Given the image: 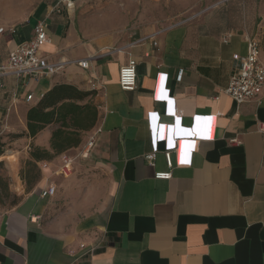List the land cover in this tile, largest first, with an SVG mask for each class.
Wrapping results in <instances>:
<instances>
[{
    "label": "crops",
    "instance_id": "0c3cea01",
    "mask_svg": "<svg viewBox=\"0 0 264 264\" xmlns=\"http://www.w3.org/2000/svg\"><path fill=\"white\" fill-rule=\"evenodd\" d=\"M53 2L0 17V64L39 19L48 36L39 54L59 63L34 78L0 75V135L24 132L11 145L50 149L55 126L32 137L25 120L58 83L93 89L97 119L63 152L74 158L72 174L57 173L58 154L38 162L40 178L30 189L15 177L20 199L0 208V264H264V86L242 103L223 92L254 37L252 9L260 5L219 0L171 22L140 14L135 1L119 10L118 29L89 35L77 0L62 12L52 11ZM130 58L136 86L122 90L118 72ZM168 150L171 177L155 178L169 169ZM19 152L7 160L15 165ZM48 181L55 192L42 196Z\"/></svg>",
    "mask_w": 264,
    "mask_h": 264
},
{
    "label": "built area",
    "instance_id": "2783aa9c",
    "mask_svg": "<svg viewBox=\"0 0 264 264\" xmlns=\"http://www.w3.org/2000/svg\"><path fill=\"white\" fill-rule=\"evenodd\" d=\"M75 0H54L52 11L62 12L74 8ZM5 32V28L0 26V37ZM229 34L223 36L224 41ZM48 40L44 20H37L32 29V35L13 48L7 55L5 62L0 64V75L15 74L17 76L37 77L44 72H53L59 67V63H48L39 54L40 47ZM259 41L256 37H251L247 42V50L244 55L237 57V65L231 74L223 92L232 98L236 103H242L259 96L264 86V62L260 60ZM81 67H87L88 62L82 59L78 62ZM118 84L122 90H132L136 86V61L133 58L128 59L126 64L119 68ZM31 95H27L30 99ZM263 126V124H262ZM98 130L91 132L80 149L78 155L86 158L93 147ZM237 141V139H234ZM168 170L157 171L154 174L158 179H169L171 177L170 168L172 166L171 151L164 152ZM60 165L57 173L69 175L74 166V158L66 153L59 155ZM42 162L41 166H45ZM56 186L48 181L41 190L42 196H51L54 194ZM83 247V245H82Z\"/></svg>",
    "mask_w": 264,
    "mask_h": 264
},
{
    "label": "rangeland",
    "instance_id": "374dc122",
    "mask_svg": "<svg viewBox=\"0 0 264 264\" xmlns=\"http://www.w3.org/2000/svg\"><path fill=\"white\" fill-rule=\"evenodd\" d=\"M38 0H0V17L8 16L13 12H20L26 16L31 12ZM123 1V3H121ZM138 1L140 14L144 16L165 18L173 22L187 14L208 7L219 0H77L75 14L83 23L84 30L89 35L104 34L118 29V17L120 16L121 7L134 6ZM260 5L256 13L252 9V18L255 21L253 35L258 41L264 44V0H254ZM21 132L12 133L7 138L0 135V208L7 209L16 204L20 199V194L14 188L15 177H19L25 190L33 187L36 183L34 180L29 186L22 178V172L31 169V174L38 173V164L28 166L26 162L29 159L31 149L22 148L19 145H11L12 137H16ZM21 150L18 154L17 163H10L4 156L7 153H14L15 150ZM14 150V152L12 151ZM12 156V155H11ZM12 160L15 158L12 156ZM11 160V161H12ZM75 170V166L70 174ZM24 174V173H23ZM63 178V177H62ZM96 191L101 187H96ZM96 195V194H95ZM93 197V196H92Z\"/></svg>",
    "mask_w": 264,
    "mask_h": 264
},
{
    "label": "trees",
    "instance_id": "16d2710c",
    "mask_svg": "<svg viewBox=\"0 0 264 264\" xmlns=\"http://www.w3.org/2000/svg\"><path fill=\"white\" fill-rule=\"evenodd\" d=\"M94 94L93 89L82 90L73 84L58 83L46 90L39 100L27 109V135L35 136L48 124L55 127L49 139L50 149L32 145L26 165L36 166L38 162L51 160L80 144L84 133L95 125L97 119V108L92 101ZM23 134L24 132L18 136ZM1 152L0 149V154ZM38 170L37 174H31L30 168L22 172V178L28 186L40 178L39 166Z\"/></svg>",
    "mask_w": 264,
    "mask_h": 264
},
{
    "label": "bare ground",
    "instance_id": "6f19581e",
    "mask_svg": "<svg viewBox=\"0 0 264 264\" xmlns=\"http://www.w3.org/2000/svg\"><path fill=\"white\" fill-rule=\"evenodd\" d=\"M8 154V153H7ZM6 159H8V160H12L13 158H12V156L9 154V155H6Z\"/></svg>",
    "mask_w": 264,
    "mask_h": 264
}]
</instances>
